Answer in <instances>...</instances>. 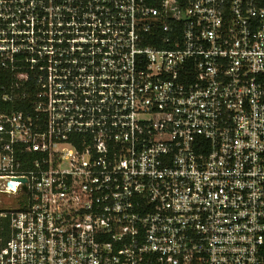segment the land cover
Returning <instances> with one entry per match:
<instances>
[{
  "label": "built area",
  "instance_id": "obj_1",
  "mask_svg": "<svg viewBox=\"0 0 264 264\" xmlns=\"http://www.w3.org/2000/svg\"><path fill=\"white\" fill-rule=\"evenodd\" d=\"M0 89V264H264V0H0Z\"/></svg>",
  "mask_w": 264,
  "mask_h": 264
},
{
  "label": "trees",
  "instance_id": "obj_2",
  "mask_svg": "<svg viewBox=\"0 0 264 264\" xmlns=\"http://www.w3.org/2000/svg\"><path fill=\"white\" fill-rule=\"evenodd\" d=\"M144 2L150 6H160L162 0H144ZM0 109H3V106L1 104H0ZM8 233H9V220L0 219V236L8 238Z\"/></svg>",
  "mask_w": 264,
  "mask_h": 264
},
{
  "label": "rangeland",
  "instance_id": "obj_3",
  "mask_svg": "<svg viewBox=\"0 0 264 264\" xmlns=\"http://www.w3.org/2000/svg\"><path fill=\"white\" fill-rule=\"evenodd\" d=\"M3 198L6 199V201H8V203H11V202L14 203V204L17 203V201L13 202L14 201L13 198H7V197H4V196H3Z\"/></svg>",
  "mask_w": 264,
  "mask_h": 264
}]
</instances>
